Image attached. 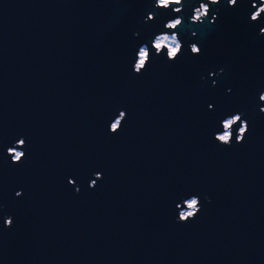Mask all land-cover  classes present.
Segmentation results:
<instances>
[{
    "label": "water",
    "instance_id": "95a60500",
    "mask_svg": "<svg viewBox=\"0 0 264 264\" xmlns=\"http://www.w3.org/2000/svg\"><path fill=\"white\" fill-rule=\"evenodd\" d=\"M222 3L193 25L186 0L183 55L137 76L136 50L171 18L151 0H0V264H264V19L248 21L251 0ZM235 112L249 132L222 147L212 134ZM192 194L201 212L175 223Z\"/></svg>",
    "mask_w": 264,
    "mask_h": 264
},
{
    "label": "clouds",
    "instance_id": "9594fccd",
    "mask_svg": "<svg viewBox=\"0 0 264 264\" xmlns=\"http://www.w3.org/2000/svg\"><path fill=\"white\" fill-rule=\"evenodd\" d=\"M229 8L235 7L240 3L247 6L246 0H224ZM186 0H151V6L157 11L166 12L171 14V18L167 19L163 25L162 30L155 32L152 35L148 44H142L135 52V60L131 64V71L133 75H141L148 68V65L152 62L153 55L162 57L167 63L171 64L181 58L184 53V43L180 38V29L184 26V17L181 13L184 11ZM223 6L222 0H195L194 6L191 7V15L188 17V22L193 25L203 24L206 20L208 24H214L218 19V13L220 7ZM215 7V11L213 8ZM251 9L248 14V21L254 24H260L264 19V0H259L257 4L256 0H251ZM209 17H211L209 19ZM145 22L154 21L155 17L152 12H149L144 18ZM134 36L137 33H133ZM191 35L195 37L197 33L191 32ZM258 35H264V27L259 29ZM188 52L192 56H199L202 53V49L198 43H190L188 45ZM224 69L220 68L216 72H209L208 77H219L223 73ZM203 80L204 78L201 77ZM216 79H212V87L216 86ZM231 89H226V93H230ZM258 100L264 104V91H260ZM208 109L212 110L213 105L208 104ZM260 113H264V106L259 107ZM243 112H235L231 115H226L225 118L219 121V130L213 132V140L222 147L233 146V141L236 144H241L246 138L249 132V124L243 119ZM126 119V112L119 110L116 116L108 123L107 131L109 135L118 134L122 127L123 121ZM237 124H239L238 127ZM26 140L23 137L17 139L11 147L5 149V153L10 157L12 164L23 163L26 158V153L23 150L26 148ZM93 178L89 181L88 187L94 188L97 182L102 179L101 172H94ZM68 185L74 186L75 194H79L80 188L75 187V181L71 178L67 181ZM23 190H17L14 196L19 198L22 196ZM205 202H210V197L204 196ZM3 205L0 204V210L3 209ZM202 203L200 196L192 194L188 198H180V202L176 203V214L174 222L177 224H187L194 220L202 210ZM3 228L7 229L13 225V217L10 214H6L2 217Z\"/></svg>",
    "mask_w": 264,
    "mask_h": 264
},
{
    "label": "flooded vegetation",
    "instance_id": "af4514ba",
    "mask_svg": "<svg viewBox=\"0 0 264 264\" xmlns=\"http://www.w3.org/2000/svg\"><path fill=\"white\" fill-rule=\"evenodd\" d=\"M205 2H206V0H205Z\"/></svg>",
    "mask_w": 264,
    "mask_h": 264
}]
</instances>
